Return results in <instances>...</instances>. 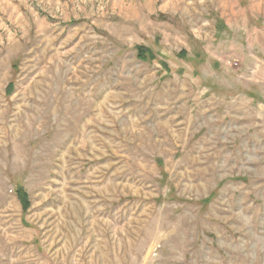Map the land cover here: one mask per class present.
I'll list each match as a JSON object with an SVG mask.
<instances>
[{
    "label": "rangeland",
    "instance_id": "rangeland-1",
    "mask_svg": "<svg viewBox=\"0 0 264 264\" xmlns=\"http://www.w3.org/2000/svg\"><path fill=\"white\" fill-rule=\"evenodd\" d=\"M0 264H264V0H0Z\"/></svg>",
    "mask_w": 264,
    "mask_h": 264
},
{
    "label": "trees",
    "instance_id": "trees-1",
    "mask_svg": "<svg viewBox=\"0 0 264 264\" xmlns=\"http://www.w3.org/2000/svg\"><path fill=\"white\" fill-rule=\"evenodd\" d=\"M151 55H152V52L149 49L142 48V47L137 48V57L140 60L145 61L148 57H151ZM15 194L23 209V212H25L29 207V201H28L27 195L22 189H17Z\"/></svg>",
    "mask_w": 264,
    "mask_h": 264
}]
</instances>
